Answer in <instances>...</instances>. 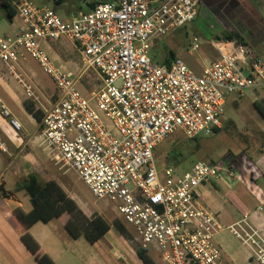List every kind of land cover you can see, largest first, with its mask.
<instances>
[{
  "label": "built area",
  "instance_id": "obj_1",
  "mask_svg": "<svg viewBox=\"0 0 264 264\" xmlns=\"http://www.w3.org/2000/svg\"><path fill=\"white\" fill-rule=\"evenodd\" d=\"M20 19L16 32L0 37V63L8 67L39 101L38 88L17 72L27 54L49 75L54 100L41 111L40 146L57 165L74 170L97 201L113 205L130 227L139 249L155 252L163 264H223L215 242L222 230L217 215L200 201L199 188L214 180H240L237 159L221 164L199 162L179 176L160 169L157 147L176 134L196 139L223 129L232 97L264 87V63L236 41H216L219 59L196 74L183 59L155 62L157 42L194 22L198 0H114L87 13L63 19L48 6L10 0ZM66 39L81 56L82 69L71 77L50 59L49 41ZM197 40L192 51H197ZM94 70L102 83L90 96L77 85ZM1 113L16 131L23 129L0 99ZM0 149L8 153L0 138ZM264 157L249 163L261 176ZM232 234L252 260L264 264V237L245 217Z\"/></svg>",
  "mask_w": 264,
  "mask_h": 264
},
{
  "label": "rangeland",
  "instance_id": "obj_2",
  "mask_svg": "<svg viewBox=\"0 0 264 264\" xmlns=\"http://www.w3.org/2000/svg\"><path fill=\"white\" fill-rule=\"evenodd\" d=\"M36 6H48L58 12L60 8L68 11H78L86 9L87 4L81 0H65L62 5L55 3V0H28ZM60 1V0H58ZM14 25L19 24L20 19L16 18ZM216 17L207 14L206 9L202 15L194 22L186 24L184 27L166 36L162 41L157 42L156 46L151 50V58L160 64H163L165 56H169L170 52L176 53L185 63L196 73L201 74L205 66L217 61L219 53L213 48L212 43L218 41L217 34L222 28L218 25ZM222 25V24H221ZM11 26L7 20V16L3 10L0 11V37L7 36V31L2 27ZM216 34V35H215ZM197 40L199 49L192 51V45ZM66 39L58 41H49L44 44V48L50 59L67 75L74 77L79 75L82 69L81 56L75 50H69ZM260 60L264 63V41L255 47ZM6 65L0 63V75L10 86L12 91L18 95V103L7 97L0 87V98L3 99L5 105L14 114L15 118L22 124L23 129L16 131L10 124V117H3L9 123V131H5L0 126V137L8 143H15L19 138L27 141L25 136L27 133H33L35 138L30 145L23 151V154L31 153L28 158L27 173L37 174L43 184L48 182L57 183L65 193L74 201H78L82 207V211L90 219L97 216L104 218L110 225L112 224L117 230L118 226H122V232H117L114 228L110 233L113 245L117 248V256L113 254L114 259L118 255H122V260H114L113 264H144L137 256L139 245L136 241L133 230L125 225L122 219L114 211L113 205L106 201H97L87 186L79 179L74 170L64 167L63 164L57 165L52 160L48 151L40 146L39 131L31 120L29 113L22 106L29 104L33 106L36 112L41 113L43 107H47L54 100L57 93V87L53 79L47 75L41 66L30 56L24 54V58L20 60V68L17 69L18 74L23 82L29 86L34 85L38 88L36 95L39 101L29 98L24 84L16 78L15 75L9 73ZM102 83L99 76L94 70H87L82 74L78 82V89L84 94L90 96L93 92L101 89ZM264 105V87L250 91L243 97H232L227 105L225 115L223 117V129L219 133L211 135L202 134L196 139H187L182 134H176L165 142L160 144L155 151V160L160 169L173 168L179 176L189 172L199 162L209 164H221L228 157H232L240 161L241 168L244 167L243 160L254 163L256 158L264 157V118L259 114L255 107V103ZM22 105V106H21ZM0 109V113H1ZM37 139V140H36ZM36 141V142H34ZM3 142V141H2ZM264 164V163H263ZM4 197L9 198L7 192L3 193ZM17 197L22 200L25 207H30V201L24 192L19 193ZM69 215L65 214L56 226L65 227ZM107 238V241H109ZM106 246V242L101 243ZM250 253V252H249ZM251 255V253H250ZM156 264H163L160 257L155 252L147 254Z\"/></svg>",
  "mask_w": 264,
  "mask_h": 264
},
{
  "label": "crops",
  "instance_id": "obj_3",
  "mask_svg": "<svg viewBox=\"0 0 264 264\" xmlns=\"http://www.w3.org/2000/svg\"><path fill=\"white\" fill-rule=\"evenodd\" d=\"M64 1L55 0V3H60L61 6ZM81 1L88 5L86 9L65 11L60 8V16L65 20H70L80 13L91 11L99 3H109L114 0ZM198 1L200 2L198 18L206 9L207 14L216 17L218 25L222 28L218 36L232 31L239 32L246 39L254 55L260 59L255 47H259L264 41V0ZM2 2L3 0H0V11ZM92 5L95 6L92 7ZM14 23H10L9 27L2 26L7 31V36L16 32L17 25L15 27ZM68 48L75 50L72 44H69ZM174 55L175 58L179 57L176 53ZM173 60L170 55L165 56L163 64L171 63ZM4 75L7 77L9 72ZM0 87L7 97L18 103V95L12 91L1 75ZM0 99L3 101L2 98ZM3 104L5 105L4 101ZM11 114L15 118L12 112ZM29 116L37 130L39 122L30 113ZM0 126L10 132L9 123L2 113H0ZM34 133L26 132L27 141L19 138L15 143H8L0 137L8 149V153L0 149V264H39L36 255L26 246L23 236L31 237L39 246L38 254L48 257L54 264H113L114 260H119V258L122 260V255H118L116 259L113 257V254L117 256L118 250L113 245L112 238H109L112 229H115L112 224L111 230L104 238L91 244L85 237L73 239L64 225L63 228L56 226V222H59L61 218H54L48 223L38 221L30 227L24 226L18 220L14 212L16 209L26 214L33 209L29 197L30 207H25L24 202L17 197L24 191L17 192L16 185L27 180L30 175L26 168L31 153L23 154V151L35 140L32 138ZM260 158H256V161ZM242 162L245 166L241 168L240 161L239 163L238 160L236 161L242 173L240 180L230 182L226 179H219L199 188L201 203L217 215L222 227V230L215 236V242L222 251L223 264H258L252 260L248 249L232 234L229 229L232 225L248 217L249 223L264 237V164L261 166L263 173L261 176H256L250 172L248 162L246 160ZM4 192H7L10 197H4ZM24 194L27 195L25 192ZM75 202L82 209L79 202L77 200ZM116 231L119 233L118 230ZM104 241L106 246L101 245Z\"/></svg>",
  "mask_w": 264,
  "mask_h": 264
},
{
  "label": "trees",
  "instance_id": "obj_4",
  "mask_svg": "<svg viewBox=\"0 0 264 264\" xmlns=\"http://www.w3.org/2000/svg\"><path fill=\"white\" fill-rule=\"evenodd\" d=\"M94 6L92 5V7ZM2 10L5 12L7 20L13 23L17 16V11L12 6L10 0H3ZM217 40L236 41L243 46L249 47L246 39L236 31L227 32L222 37H218ZM169 55L172 59H175L174 53H169ZM24 107L36 121L40 122L41 113L36 112L33 106L29 104L25 103ZM255 107L264 118V105L256 102ZM220 131L215 129L214 133H219ZM16 191H24L30 198L33 207L32 211L28 214L20 209L14 211L18 220L26 227H30L38 221L48 223L54 218H62L67 214L69 215V220L65 228L70 236L73 239L85 237L91 244L100 241L111 230V225L104 218L100 216L93 219L88 218L77 203L68 197L57 183L52 181L43 184L37 174H30L27 180L17 183ZM117 230L119 232L124 231L121 225L117 227ZM23 240L26 246L36 255L39 264H54L48 257H42L38 254L39 246L31 237L23 236ZM136 253L144 264H156L147 256L148 253L146 251L138 249Z\"/></svg>",
  "mask_w": 264,
  "mask_h": 264
}]
</instances>
